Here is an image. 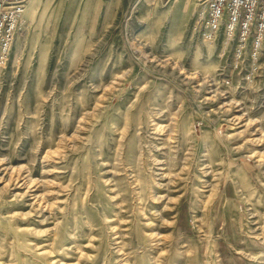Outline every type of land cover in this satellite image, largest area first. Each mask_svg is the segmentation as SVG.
Wrapping results in <instances>:
<instances>
[{
  "label": "rangeland",
  "instance_id": "374dc122",
  "mask_svg": "<svg viewBox=\"0 0 264 264\" xmlns=\"http://www.w3.org/2000/svg\"><path fill=\"white\" fill-rule=\"evenodd\" d=\"M29 1L0 61V264H264V56L222 85L197 0Z\"/></svg>",
  "mask_w": 264,
  "mask_h": 264
},
{
  "label": "built area",
  "instance_id": "2783aa9c",
  "mask_svg": "<svg viewBox=\"0 0 264 264\" xmlns=\"http://www.w3.org/2000/svg\"><path fill=\"white\" fill-rule=\"evenodd\" d=\"M204 14L208 38L221 32L231 48L229 71L221 84L229 86L232 76L252 83L260 76L264 56V0H197ZM27 0H0V61L15 37ZM237 81V80H236ZM237 88L243 84L237 81Z\"/></svg>",
  "mask_w": 264,
  "mask_h": 264
},
{
  "label": "bare ground",
  "instance_id": "6f19581e",
  "mask_svg": "<svg viewBox=\"0 0 264 264\" xmlns=\"http://www.w3.org/2000/svg\"><path fill=\"white\" fill-rule=\"evenodd\" d=\"M30 1H31V0H30ZM30 1H29V2H30ZM198 4H199V3H198ZM26 8H27V9H26V11H25V12L31 11V10H32V4H30V5H29V3H28V5L26 6ZM206 37H207V39H206V40H207V41H209V43H211V41H210L211 39H210V38H208V36H207V35H206ZM150 226H151V224H150Z\"/></svg>",
  "mask_w": 264,
  "mask_h": 264
}]
</instances>
